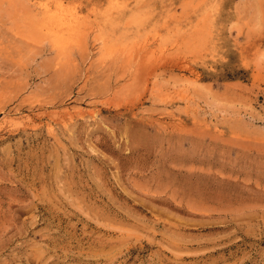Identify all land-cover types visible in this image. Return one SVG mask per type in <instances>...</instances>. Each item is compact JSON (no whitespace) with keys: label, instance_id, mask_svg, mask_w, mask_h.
Returning a JSON list of instances; mask_svg holds the SVG:
<instances>
[{"label":"rangeland","instance_id":"rangeland-1","mask_svg":"<svg viewBox=\"0 0 264 264\" xmlns=\"http://www.w3.org/2000/svg\"><path fill=\"white\" fill-rule=\"evenodd\" d=\"M0 264H264V0H0Z\"/></svg>","mask_w":264,"mask_h":264}]
</instances>
